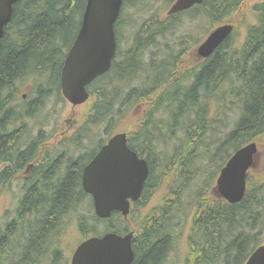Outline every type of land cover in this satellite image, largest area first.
Instances as JSON below:
<instances>
[{"label":"trees","instance_id":"16d2710c","mask_svg":"<svg viewBox=\"0 0 264 264\" xmlns=\"http://www.w3.org/2000/svg\"><path fill=\"white\" fill-rule=\"evenodd\" d=\"M148 1L151 0L124 1L116 24L117 56L111 70L89 86L88 119L68 140L77 144L87 138L90 141L94 126L92 134L105 125L101 142L80 155L74 151L71 155L67 150L70 145L60 149L58 186L54 164L52 169L36 168L30 182L19 178L35 153L34 144L40 141L37 137L23 148L22 140L26 120L35 117L50 97H63L61 72L80 30L87 0H21L15 5L0 51V167L4 165L0 168V188L11 185L13 180L22 184L13 211L0 222V264L64 263L60 237L69 224L67 218L88 198L82 187L84 167L121 128L122 120L129 147L149 164V178L128 219L115 213L102 220L91 204L92 212L79 219L86 239L88 235L134 231L133 264H165L182 223L177 211L194 186L188 193L190 202L186 208L190 233L185 264H245L262 245L264 172L249 173L247 192L239 203L224 200L215 186L219 173L236 151L264 138V0L253 7L257 23L247 28L241 47L235 44L239 27L235 18L246 0H204L165 20L151 15L134 32L130 49L122 51L124 9ZM186 19L191 24L208 25L207 30L224 24L236 27L210 58L179 72L184 62L182 52L168 53L157 61L149 47L157 48L159 39L180 28ZM144 50L151 55L144 65L150 74L143 85L136 87L129 80L144 69ZM28 81H35L36 90L34 99L24 102L18 94ZM139 105L144 109L136 114ZM217 108L225 119L228 111H240L222 139L216 131L225 119L212 115ZM179 129L183 131L182 138L176 135ZM39 134L45 133L41 129ZM171 139L181 144L171 150ZM199 159L206 170L194 169ZM211 165L213 171L208 172ZM166 181L168 185L172 183V199H163L161 205L143 213ZM135 214L142 217L136 219L134 230ZM92 220L107 221L109 225L101 231L90 223Z\"/></svg>","mask_w":264,"mask_h":264},{"label":"water","instance_id":"95a60500","mask_svg":"<svg viewBox=\"0 0 264 264\" xmlns=\"http://www.w3.org/2000/svg\"><path fill=\"white\" fill-rule=\"evenodd\" d=\"M21 0H0L1 41L11 23L15 5ZM125 0H87L76 40L69 50L61 72L62 93L72 105L79 106L90 99L88 87L108 73L117 55L116 24ZM204 0H176L168 15L201 5ZM233 24L215 28L198 47L201 59L210 58L234 32ZM259 148L251 142L236 151L222 168L216 190L231 204L243 200L247 192L250 169L257 165ZM150 168L147 160L128 145L127 133L114 135L85 167L82 184L94 199L95 212L108 219L115 212L128 218L133 202L144 192ZM134 232L123 236L107 233L82 242L75 251L71 264H133ZM245 264H264V244L258 247Z\"/></svg>","mask_w":264,"mask_h":264},{"label":"rangeland","instance_id":"374dc122","mask_svg":"<svg viewBox=\"0 0 264 264\" xmlns=\"http://www.w3.org/2000/svg\"><path fill=\"white\" fill-rule=\"evenodd\" d=\"M176 1V0H175ZM172 0H151L145 3H140L136 5H129L124 9V32L122 36V43H121V49L122 51H127L130 49L132 45L133 40V34L135 31H137L140 27V25L148 19L151 15H156L158 18L165 20L167 16V12L170 9L171 5L175 2ZM262 0H246L244 5L240 8L239 14L235 18V20L238 22L236 33L238 37V41L235 43L237 44V47H241L246 36L247 28L250 25H255L257 23V16L253 9V7L261 2ZM202 27H201V26ZM219 26V25H218ZM217 26V27H218ZM208 25H204L203 23L194 22V24H191V22L187 21L180 27L177 28L174 31H170L169 34H167L166 38H160L159 43L160 45L157 46H151L149 47V52H154V56L156 57L157 61L163 60V58H166L168 53L178 51L183 53V59L184 62L180 67V71H185L186 68L193 66L195 63L198 64L201 60L197 55V49L200 44H202L207 36L210 34V32L213 29L207 30ZM195 29L194 34L190 33ZM155 47V48H154ZM148 51H143V57H142V68L140 72H138L135 76L131 77L129 80L130 83L133 86H140L143 85L146 77L148 74H150L148 71H145V66L148 64V62L151 59V55ZM122 59V57H121ZM35 82V81H34ZM32 81L25 82L19 92V97L24 101H32L34 99V93H35V83ZM20 100L17 101V104H20ZM91 99L79 106H74L70 102H68L63 97L58 98V96L54 95L49 98L44 108H42L39 111H36L35 117L30 118L29 120H26V128L25 131L28 133V136L24 138V140H28V138H32L33 135H36L39 133V131L42 129L47 135L46 145L47 150L55 149L56 141L58 140V152L60 149H66L69 145L67 150L72 155V152L74 151L78 155L90 151L92 149H95L97 145L101 142L103 135V129H105V125H102L101 128H98L97 134L93 133L91 130L89 133V136L91 137L90 141L87 139H83L81 144H77L76 142H68L69 138L73 136L76 131L83 126V124L87 121L90 107H91ZM216 108V105H214ZM144 109L143 105H139L135 113L140 114L141 111ZM132 112V110L130 111ZM222 111L217 108V111H213L212 115H214L217 118H220L221 121L225 119V116H221ZM239 109H235L234 111H228L226 119L223 121V124L220 128V130H217L216 133H219L220 138L222 139L224 137V134L229 132L228 129H231L237 118L240 116ZM135 116V114L133 113ZM228 118V119H227ZM18 125L21 123H17ZM121 128H119L116 133L118 132H125V128L123 127L124 121L122 120ZM224 126V127H223ZM115 133V134H116ZM176 135L178 138L184 137L183 131L176 130ZM88 136V135H85ZM105 137V135L103 136ZM264 138H261L259 141H256L259 148V156H258V162L257 165L254 167V169L251 171L252 174L256 173L260 175L262 172H264ZM181 144L180 140L171 139L169 142L170 149H175L177 146ZM160 149V146H159ZM213 150V149H212ZM203 149L200 150V154L202 156ZM200 156V157H201ZM204 162L199 159L196 163V168H202L206 170V168H203L202 164ZM1 168H4L1 166ZM213 166L207 168L208 172L213 171ZM251 174V173H250ZM21 180L23 179L20 175L19 177ZM22 183L19 181H12L11 185L8 184L7 187L0 188V222H4L5 216L7 214H10L16 204L17 199L20 197V186ZM172 186V183L168 185L167 181L163 183V187L157 191L150 199L146 209L143 211L147 212L148 210L157 207L162 204L163 199L165 200H171L172 198L169 197L172 193V190H170V187ZM194 186L191 187V189L185 194L183 197V204H180V207L182 206V209L177 211V215L180 219H182L181 225L177 228L176 231V237L175 242L173 245V250L170 252L169 256L167 257V260L165 264H185L188 255H189V244H188V237L190 233V216L187 214L186 209L188 207V204L190 202V198L188 196V193H192V189ZM91 204L89 202L83 203L77 211L74 213V215L69 216L67 219L70 221L69 224L66 225L65 231L63 232L62 236L60 237V250H61V256L63 257L61 262H64L63 264H70L72 256L77 249V247L86 240V237L81 234L80 228H79V219L81 216L90 214L92 212ZM184 212V213H183ZM95 213V212H94ZM187 214V215H186ZM141 215L139 216H133L132 217V228L135 230V221L138 218L141 219ZM8 218H10V215H8ZM114 221V220H113ZM176 221V220H175ZM91 224L95 225L96 228L103 231V228L106 225H109L107 221H100L96 222L95 220L90 221ZM121 223H119L120 225ZM124 227V226H122ZM103 235V234H102ZM88 237H91V235H88ZM87 237V238H88ZM262 244H264V233H263V241Z\"/></svg>","mask_w":264,"mask_h":264},{"label":"flooded vegetation","instance_id":"af4514ba","mask_svg":"<svg viewBox=\"0 0 264 264\" xmlns=\"http://www.w3.org/2000/svg\"><path fill=\"white\" fill-rule=\"evenodd\" d=\"M27 136H28V133H26L24 137H27ZM37 137H39L40 141H38L36 144H34L35 153L33 154L32 158L24 165V168H26V169H25V171L23 172V174L21 176H22L23 180H26L27 182H30V180H33L32 179L33 178V173H34L36 168L48 169L54 164L55 165L54 169L56 171L55 184L58 186V140L56 141L57 145L55 146V149L47 150V148H46L47 147L46 140H48L46 138L47 135H45V134L42 135V134L38 133L36 135H33L32 138L29 137L28 140H24L23 139L22 140L23 148L24 147L25 148L29 147L30 144L34 143V140H36ZM2 166L4 167V165H2ZM85 167H84V170H85ZM50 169H52V168H50ZM82 178H83V175H82ZM82 187H83V184H82ZM85 193L88 195V198L86 199V202H89L90 204H94L93 197L89 193H87L86 191H85ZM138 201H136V202H138ZM136 202H133L132 206Z\"/></svg>","mask_w":264,"mask_h":264}]
</instances>
